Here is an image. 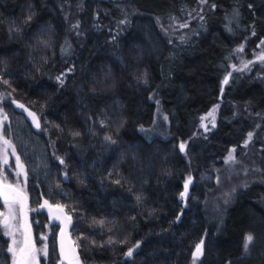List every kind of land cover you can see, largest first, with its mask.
Returning <instances> with one entry per match:
<instances>
[{
	"label": "trees",
	"instance_id": "1",
	"mask_svg": "<svg viewBox=\"0 0 264 264\" xmlns=\"http://www.w3.org/2000/svg\"><path fill=\"white\" fill-rule=\"evenodd\" d=\"M262 40L264 0H0V99L26 165L35 235L56 234L40 207L48 200L71 215L82 264H193L201 239L196 264H264V62L232 67L236 49L245 45L249 59ZM16 101L37 114L39 130ZM215 105V127L203 131ZM232 149L238 172L261 179L224 196ZM109 237L126 242L108 246ZM9 243L0 228V264H11Z\"/></svg>",
	"mask_w": 264,
	"mask_h": 264
},
{
	"label": "snow or ice",
	"instance_id": "2",
	"mask_svg": "<svg viewBox=\"0 0 264 264\" xmlns=\"http://www.w3.org/2000/svg\"><path fill=\"white\" fill-rule=\"evenodd\" d=\"M199 3L202 5L208 4V0H199ZM211 8H215V4L210 5ZM251 7V5H249ZM195 11V10H194ZM203 11V9H201ZM191 15V14H190ZM235 15L238 16V13ZM27 21H30L32 19V15L27 16ZM200 19H203V16H200ZM123 23V21H122ZM73 27H78V25H74ZM180 28L188 27L187 22L179 24ZM231 31V29H229ZM253 35H255V32H253ZM183 39V38H182ZM38 43H42L45 46H48V41L38 39ZM261 45H264V40L261 41ZM66 51V49H62V52ZM237 52L243 51V45H241L238 49H236ZM257 59L259 61L264 62V50H262L261 53L257 54ZM254 61H241L242 67L236 68L235 65H233V69L235 71H245L250 70V65H252ZM71 71V69H69ZM64 73L61 74V76H58L56 79L60 82L61 86L64 83L63 77ZM147 73L145 72L143 74L144 77V83H147L146 79ZM232 76V73L229 72L227 75H225L223 84L229 83V78ZM2 79V78H0ZM139 79V77H138ZM3 84H9L8 80H2ZM95 91V89H93ZM151 98V97H150ZM158 103V101H157ZM17 107L24 108V105L18 104ZM215 106L205 117H201V120L204 121L206 119H209V122L212 124V127H215ZM2 111V109H0ZM27 111V109H25ZM28 115L32 118L33 125L40 129L41 125L40 122L34 112H28ZM165 120L168 118L165 116ZM7 120V116L4 115L2 119H0V197L3 198V204L5 207L4 212H0V228L3 229V235L8 237L10 240V243L7 246V252L11 256V264H40L39 257L43 256L45 259L49 256L48 251V245L43 244L41 248H37L35 244L33 243L31 234H30V225L27 221V212L29 209L27 208V196L24 194V189L20 187L21 183L26 185L27 182V176L28 173L24 170V164L21 162V158L19 155L16 154V149L14 144L11 140L7 138L8 133L5 130L4 121ZM202 126L205 128V131L208 130L207 125L202 124ZM59 127V126H57ZM259 127V125H257ZM141 131H145L143 126H141ZM74 135H80L79 132L73 133ZM254 133L252 131H249L247 134V139L244 141V147H247L250 142L253 140ZM106 140L110 141L111 143L115 144L116 141L113 140L111 137H105ZM180 151H185V144L181 143L179 145ZM9 149H11V153H9ZM235 149H232L229 151L228 155L225 157L224 163L225 164H238L240 161L237 160L235 156ZM12 155L15 157V176L17 179L14 183L8 182V174L4 171V166H7L9 164V155ZM60 163L63 164L64 161L61 159ZM245 175H247L248 170L245 169ZM253 171H261L260 169H253ZM19 177H23V181L19 179ZM219 180V178H217ZM192 181V177L189 176L184 184V192H182L180 195L181 197H186L188 192V186ZM120 181H116V183H119ZM235 191V189H233ZM136 199L138 202H142V196L137 195ZM227 202V201H225ZM41 208L48 207L50 210L55 208L56 212L58 213L56 215V219L61 220V223L64 225L63 228H61L60 232V245H59V257L57 258V264H64L65 261H67V264H82L79 255L77 253V248L80 247L79 245H68L66 247L64 237L67 233V228L72 223V217L71 215H67L64 213V207L65 205L61 204H49L48 200H45L42 205H40ZM37 209H31V211H36ZM105 224L104 220L100 221H94V225H99L103 227ZM111 231V229H109ZM19 237H22V239H18ZM47 239V237H42L41 241L43 243V240ZM254 234L249 232L246 233L244 236V241L242 244V251L243 254L247 255L250 251V246L254 243ZM126 241H116L113 240L111 237L105 242L106 245L111 246L115 243H125ZM92 244L95 245L96 242L93 240ZM100 247H104V244L99 245ZM55 243L52 245V250L55 252ZM140 247V242H137L134 246L129 247L126 252L123 253L125 258H131L134 255V252L136 249ZM204 254V240L201 239L199 243L195 246V251L192 253L193 257V264H196V261L199 260ZM228 264H231L229 261Z\"/></svg>",
	"mask_w": 264,
	"mask_h": 264
},
{
	"label": "rangeland",
	"instance_id": "3",
	"mask_svg": "<svg viewBox=\"0 0 264 264\" xmlns=\"http://www.w3.org/2000/svg\"><path fill=\"white\" fill-rule=\"evenodd\" d=\"M244 47H245V45H243V49H244ZM262 50H264V45H260L259 48L255 51L254 55L251 58H249V59L246 58L245 56L243 57V55H242L243 51L241 53L239 52L240 53L239 56H241L242 59L235 65L236 68H241L242 67V64H241L242 60L243 61H254L253 64L263 63L262 61H259L257 59V54L261 53ZM252 65H250V67ZM3 101H4V98L0 99V109H2V111H0V119H2V117L4 115L7 116V114H6L5 110H4V107H3ZM215 106H217V105H215ZM214 107H212V109ZM218 112H219V105H218V107L216 108V111H215V124H216V121H217ZM207 114H205L203 117L207 116ZM27 118L29 119L28 115H27ZM162 120H163L164 123H166L165 119H162ZM209 120H210V118L201 122V127H202L203 131H205V128L202 126V124L207 125L208 130L213 128L212 124L209 122ZM5 122L6 121H4V123ZM22 122H23V119H21V118L19 120L16 119L15 120V125L18 128H19V126H24V124ZM160 128H162V130L164 129L163 126H160ZM15 131H16V134H18L20 132V131H18V129H16ZM21 137L23 138V136H21ZM7 138H8V136H7ZM8 139L11 140L10 138H8ZM9 153H11V149H9ZM16 154L20 156V154H18V152H16ZM235 156H236L237 160L239 161L236 151H235ZM20 158H21V156H20ZM21 162L24 164V170L27 171L26 167H25L26 165H25V163H24L22 158H21ZM238 165H239V163L238 164H234V165L225 164V173H226L227 178H229V179H228L227 185L224 186V188H225L224 190L225 191L222 192V194H224V196L228 192L227 190L234 192L233 189H235V191H237L239 188H242L244 185H246L245 184L246 181L249 182V181H251L253 179H256V180L261 179V177L258 178V176H256V178H253V177H248L247 178V175H245L244 172L243 173L238 172ZM4 171L8 174V182L9 183H14L15 180L17 179V177L15 176V171H16V169H15V157L12 156L11 154L9 155V164L7 166H4ZM19 179L21 181H23V177H19ZM20 187L24 189V193L26 194L25 184L21 183ZM44 201L45 200L42 201V204L44 203ZM49 204H51V203H49ZM52 205H54V204H52ZM46 208L47 207H44V211L48 214L49 225H55L56 223L52 220V218L49 215V213L46 210ZM4 211H5V207L3 205V208H2V210H0V212H4ZM30 222H31V225H32L31 226L32 231L34 233L33 222L31 220H30ZM56 225L58 226V228H56V234L53 235V239H50L51 238V232L49 230H47L44 234H38L37 236L34 233V243H35V246L37 248H41L43 246V244H47L48 245L49 254H50V244L55 243L57 245V248H58V236H59V232H60V228L61 227L58 224H56ZM42 237H47V239L43 240V243L41 241ZM18 239H22V237L18 236ZM39 260H40V264H57V260H51V259H49V256L47 257V259H45L43 256H40Z\"/></svg>",
	"mask_w": 264,
	"mask_h": 264
},
{
	"label": "water",
	"instance_id": "4",
	"mask_svg": "<svg viewBox=\"0 0 264 264\" xmlns=\"http://www.w3.org/2000/svg\"><path fill=\"white\" fill-rule=\"evenodd\" d=\"M0 95H1V93H0ZM18 104L24 105L23 103L16 101V102H15L16 107H17ZM17 108L20 109V110H22V111H24L25 113H27V115H28V112H29V111H30V112H34V111L31 110L30 108H28L26 105H24V108H23V109H22V108H19V107H17ZM25 109H27V111H25ZM34 113H35V112H34ZM35 114H36V113H35ZM28 116H29V115H28ZM36 116H37V114H36ZM37 118H38V120H39V117H38V116H37ZM29 119H30L31 122H32V118H31L30 116H29ZM39 122H40V120H39ZM40 125H41V124H40ZM35 128H36V127H35ZM36 129H37V128H36ZM37 130H39V129H37ZM24 194H25V193H24ZM25 195H26V194H25ZM26 196H27V195H26ZM27 208H28V197H27ZM46 210L48 211V213H49V215L51 216L52 220H53L56 224H58L61 228H63L64 225L61 223V220H58V219L55 218L56 215L58 214V213L56 212L55 208H53L52 210H50V209L47 207ZM64 213L67 214L66 211H65V209H64ZM67 215H68V214H67ZM27 221H28V224L30 225V234H31V237H32V240H33V243H34V235H33V231H32V228H31V223H30L29 213H28V212H27ZM71 225H72V223H71ZM71 225L68 226L66 236L64 237L66 247H67L68 245H70V244H71V245H76V244L74 243L72 237H71V234H70V228H71ZM61 228H60V232H61ZM60 232H59V236H58V250H59L60 239H61V237H60ZM34 244H35V243H34ZM77 253H78L79 258H80V252H79V249H78V248H77ZM64 264H67V261H65Z\"/></svg>",
	"mask_w": 264,
	"mask_h": 264
},
{
	"label": "flooded vegetation",
	"instance_id": "5",
	"mask_svg": "<svg viewBox=\"0 0 264 264\" xmlns=\"http://www.w3.org/2000/svg\"><path fill=\"white\" fill-rule=\"evenodd\" d=\"M33 235H34V233H33Z\"/></svg>",
	"mask_w": 264,
	"mask_h": 264
}]
</instances>
